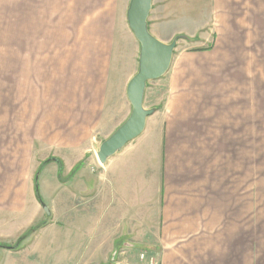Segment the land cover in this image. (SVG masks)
<instances>
[{
    "label": "crops",
    "instance_id": "obj_1",
    "mask_svg": "<svg viewBox=\"0 0 264 264\" xmlns=\"http://www.w3.org/2000/svg\"><path fill=\"white\" fill-rule=\"evenodd\" d=\"M129 5L0 0L17 39L2 62L0 259L20 264L32 238L29 258L58 247L67 264H264V0H154L150 32L186 38L148 85L146 130L102 165L132 112ZM42 168L63 185L46 220Z\"/></svg>",
    "mask_w": 264,
    "mask_h": 264
},
{
    "label": "water",
    "instance_id": "obj_2",
    "mask_svg": "<svg viewBox=\"0 0 264 264\" xmlns=\"http://www.w3.org/2000/svg\"><path fill=\"white\" fill-rule=\"evenodd\" d=\"M154 0H130L127 21L140 44L139 68L127 87V97L132 106L130 117L99 147L97 157L102 165L121 153L127 145L138 139L146 130L148 118L156 109L145 107L148 85L162 79L169 72L178 42L186 37L177 36L170 43L156 38L149 29V17ZM50 215L48 208H44Z\"/></svg>",
    "mask_w": 264,
    "mask_h": 264
},
{
    "label": "rangeland",
    "instance_id": "obj_3",
    "mask_svg": "<svg viewBox=\"0 0 264 264\" xmlns=\"http://www.w3.org/2000/svg\"><path fill=\"white\" fill-rule=\"evenodd\" d=\"M5 24V25H4ZM8 29H15V22H2L1 21V6H0V98H1V83H2V62L4 61V58L6 60V56H8L6 48L9 47L12 49L13 54H10V57H13V60L15 61V47H16V41L17 39L15 37L7 36V30ZM194 29L192 24L187 23H176L172 30H179V31H185L182 35L187 36L189 35L192 30ZM180 36V35H179ZM11 51V50H10ZM10 58V60H11ZM154 84H152L153 86ZM159 95H161L159 93ZM158 97V96H157ZM149 105V104H148ZM150 109V108H148ZM153 109V108H151ZM49 168H45V170L42 168L36 173V192H37V198L40 200V203H42L43 212L41 213L40 219H48L50 217L49 213L44 209L45 207L48 208V210L51 208V198H54L58 194V196L62 193V187H59L57 182L53 183L51 181V178L48 176V170ZM89 173H93L92 168L88 169ZM64 191V190H63ZM60 192V193H59ZM50 211V210H49ZM29 217H27L24 222L27 223L29 221ZM33 237V236H32ZM32 239V238H31ZM30 239V241H31ZM30 241H24L21 248L18 250L19 258L18 262L20 264L27 263V264H67L65 261L64 254L59 251V248H56V254L44 256V259H42L40 256V259L38 258L36 260L35 254L31 258H29V254L32 253L31 251H26L27 244ZM42 241V240H41ZM143 254V253H142ZM12 259L9 257H5L4 259H0V264H7L11 263ZM96 263V262H94Z\"/></svg>",
    "mask_w": 264,
    "mask_h": 264
},
{
    "label": "built area",
    "instance_id": "obj_4",
    "mask_svg": "<svg viewBox=\"0 0 264 264\" xmlns=\"http://www.w3.org/2000/svg\"><path fill=\"white\" fill-rule=\"evenodd\" d=\"M141 259L142 260H145L146 259V254L145 253H143L142 255H141ZM148 264H156V262L152 259H150L149 261H148Z\"/></svg>",
    "mask_w": 264,
    "mask_h": 264
},
{
    "label": "trees",
    "instance_id": "obj_5",
    "mask_svg": "<svg viewBox=\"0 0 264 264\" xmlns=\"http://www.w3.org/2000/svg\"><path fill=\"white\" fill-rule=\"evenodd\" d=\"M48 162H49V161H48ZM48 162H46V163H48ZM35 230H36V229H35ZM35 230H34V231L32 230L30 234H32L33 232H35ZM29 236H30V235L25 236L24 238H22V240H26Z\"/></svg>",
    "mask_w": 264,
    "mask_h": 264
}]
</instances>
